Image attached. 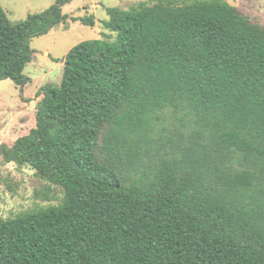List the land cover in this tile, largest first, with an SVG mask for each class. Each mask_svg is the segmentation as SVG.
I'll list each match as a JSON object with an SVG mask.
<instances>
[{
  "label": "trees",
  "instance_id": "16d2710c",
  "mask_svg": "<svg viewBox=\"0 0 264 264\" xmlns=\"http://www.w3.org/2000/svg\"><path fill=\"white\" fill-rule=\"evenodd\" d=\"M72 2L17 23L0 3V81L31 82L33 40ZM107 12L117 38L73 48L36 128L0 147L64 191L0 219V264H264V27L228 0Z\"/></svg>",
  "mask_w": 264,
  "mask_h": 264
},
{
  "label": "rangeland",
  "instance_id": "374dc122",
  "mask_svg": "<svg viewBox=\"0 0 264 264\" xmlns=\"http://www.w3.org/2000/svg\"><path fill=\"white\" fill-rule=\"evenodd\" d=\"M56 0H0L13 23L24 21L29 15L42 13ZM153 4L154 0H73L64 7L69 19L46 36L35 38L33 61L25 74L31 82L21 88L12 80L0 81V147H12L15 142L37 126V107L41 101L39 90L48 84L60 86L64 76V62L68 53L79 44L102 39L104 34L117 38L104 27L109 20L108 8L130 9L139 3ZM238 12L252 23L264 27V0H228ZM93 16L95 26L84 25L83 19ZM175 121L163 126L167 138L173 137ZM64 191L40 178L31 167L8 163L0 151V219L15 218L40 208L59 205Z\"/></svg>",
  "mask_w": 264,
  "mask_h": 264
}]
</instances>
